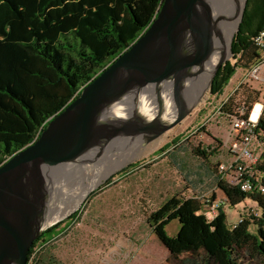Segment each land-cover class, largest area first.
<instances>
[{
  "label": "trees",
  "instance_id": "16d2710c",
  "mask_svg": "<svg viewBox=\"0 0 264 264\" xmlns=\"http://www.w3.org/2000/svg\"><path fill=\"white\" fill-rule=\"evenodd\" d=\"M161 1L0 0V165L32 143L47 122L78 96L81 88L136 41L155 19ZM262 28L264 0H247L231 42L235 63L225 62L216 71L209 88L211 95L221 93L237 68H247L258 59L252 38ZM220 73L223 74L218 78ZM230 104L225 101L217 108V113L228 120L236 115L240 105L249 109L256 103H242L231 110ZM197 152L201 156L206 154L198 149ZM175 157L173 154L172 159ZM257 168L264 184V162ZM215 181L217 184V177ZM217 186L230 205L233 194L249 197L264 217V193L245 194L236 187L222 183ZM201 200L189 197L181 201L153 228L155 236L174 258L187 255L195 258L197 264H208L209 258L217 264H241L242 257L225 229L224 212L218 209L214 219L207 222L201 214ZM77 215L74 213L70 219ZM173 219L179 229L169 237L164 226ZM59 225L49 227L34 241L27 260L38 242L45 245L66 229H58ZM65 226H69L68 222ZM33 260V264H57L49 256L46 260Z\"/></svg>",
  "mask_w": 264,
  "mask_h": 264
},
{
  "label": "water",
  "instance_id": "95a60500",
  "mask_svg": "<svg viewBox=\"0 0 264 264\" xmlns=\"http://www.w3.org/2000/svg\"><path fill=\"white\" fill-rule=\"evenodd\" d=\"M215 2L162 0L155 19L136 41L81 88L32 143L0 165V264H26L34 241L56 223L50 221L48 208L53 202L50 188L64 180L61 167L91 154L103 155L116 143L120 147L112 153L141 147L196 107L202 95L189 99L188 80L215 51ZM227 58L214 67L208 88ZM162 96L176 111L169 120L160 118Z\"/></svg>",
  "mask_w": 264,
  "mask_h": 264
},
{
  "label": "rangeland",
  "instance_id": "374dc122",
  "mask_svg": "<svg viewBox=\"0 0 264 264\" xmlns=\"http://www.w3.org/2000/svg\"><path fill=\"white\" fill-rule=\"evenodd\" d=\"M226 62L233 65L235 60L229 55ZM255 64L256 61L247 68H237L217 96L211 95L206 87L196 107L179 124L157 139L143 143L138 150L123 152L124 157L135 156L111 171L77 207L56 220L53 225L60 223L58 229H66L45 245L38 242L30 264L36 257L46 260L48 256L57 264H197L195 258L187 255L170 256L153 228L186 198L217 199L210 189L216 183L218 164L228 155L229 132V120L219 115L217 108L225 101L231 102L230 110L242 103L248 106L264 103V65L260 80H254L250 71ZM201 75L206 76V71ZM165 147L163 152L159 151ZM197 149L204 151L205 156ZM255 154L260 163L264 162V143L255 147ZM121 157L120 152L107 158L96 154L87 159L84 174L99 175ZM131 164L134 166L130 167ZM80 179L68 183L67 198L79 191ZM233 195L231 205L224 211L225 229L242 257L241 264H264V217L249 197ZM76 212V218L70 219ZM215 214L211 211V216ZM239 217L244 218V223L233 230L232 225ZM178 229L175 219L164 226L169 237L175 236ZM207 263L217 264L213 258Z\"/></svg>",
  "mask_w": 264,
  "mask_h": 264
},
{
  "label": "bare ground",
  "instance_id": "6f19581e",
  "mask_svg": "<svg viewBox=\"0 0 264 264\" xmlns=\"http://www.w3.org/2000/svg\"><path fill=\"white\" fill-rule=\"evenodd\" d=\"M242 4H243V0H216L215 5L217 9V14H216L217 20L214 23L215 51L211 56V58L209 59V61L207 62V64L202 66L200 68V71L197 74H195L191 79L188 80L190 82V88L192 92L190 93L191 95L187 94L190 100L195 99L196 97L198 98L200 95H202V91L208 86L209 79L216 64L221 59L227 58L229 56L228 45L232 35L234 34L235 26L239 19V14L242 8ZM202 71H206L207 75L206 76L201 75ZM161 101H162L161 105L163 106V109L161 111L160 118L161 120H169L175 115L176 111L172 109L171 105H169L170 100L168 99V97L162 96ZM256 105H259V103L255 104V112L258 110V106ZM253 114L254 115L252 116V118L255 117V113ZM129 143L136 144L138 142L130 141ZM119 147H120L119 143L109 146L107 150H104L102 157L103 158L109 157V154H112V152L115 149H119ZM132 149L129 148L124 152L126 151L134 152L139 149V146L138 147L135 146ZM120 154L122 155L120 160H118L116 163H113L104 170H102L99 175L98 174L93 175L90 174V172L84 174V170H83V166L85 165L87 159L94 157L96 154H91L90 156H88V158L79 160L75 164H69L61 167L59 170L61 173L60 176H62L64 180L62 181L61 184L58 183L50 188V194L51 196H53V200H52L53 202H50L48 208L50 221L58 220L64 217L66 214H68L71 210L77 207L78 204L85 197V195L92 188L96 187L103 178H106L111 171L125 164L135 156V154H131L127 157H124L123 152ZM81 176L83 177L80 179ZM75 179L77 180L80 179L79 185L81 186V188L79 189V191H76V193H74L72 197L69 196V198H67L68 191H70L67 187L68 183L71 182V180H75Z\"/></svg>",
  "mask_w": 264,
  "mask_h": 264
},
{
  "label": "built area",
  "instance_id": "2783aa9c",
  "mask_svg": "<svg viewBox=\"0 0 264 264\" xmlns=\"http://www.w3.org/2000/svg\"><path fill=\"white\" fill-rule=\"evenodd\" d=\"M252 42L259 52V57L250 71V77L254 80H260V70L264 65V28L255 34ZM259 105L260 108L255 112V104L251 105L249 109L242 104L236 109V115L230 117L226 141L228 142L227 152L229 156L217 166L219 179L245 194L264 193V184L261 183L262 172L257 168L261 160L255 154V147L264 143V103ZM253 113H255L254 118H252ZM203 137H206V134ZM203 202L205 205L202 206V212L208 220L214 219L215 215L211 216V211L216 212L219 209L224 212L230 205L225 196L211 201L206 198ZM205 207L206 209L203 211ZM243 221L244 218L239 217L232 228ZM32 255L33 253L29 256L26 264H30Z\"/></svg>",
  "mask_w": 264,
  "mask_h": 264
},
{
  "label": "crops",
  "instance_id": "0c3cea01",
  "mask_svg": "<svg viewBox=\"0 0 264 264\" xmlns=\"http://www.w3.org/2000/svg\"><path fill=\"white\" fill-rule=\"evenodd\" d=\"M234 75H235V74H234ZM228 156H229V155H227L226 159L228 158ZM226 159H224L223 161H225ZM223 161H222V162H223ZM216 177H217V180H218L217 184H218V183H222V184H224V185H227V183H226L225 181L219 179V174H218L217 171H216ZM217 184L215 183V184L213 185V187L210 189V191H211V195H212L214 198L224 197L225 195H224L223 191L217 186ZM227 186H228V185H227Z\"/></svg>",
  "mask_w": 264,
  "mask_h": 264
}]
</instances>
